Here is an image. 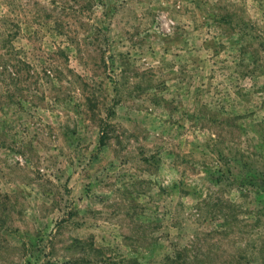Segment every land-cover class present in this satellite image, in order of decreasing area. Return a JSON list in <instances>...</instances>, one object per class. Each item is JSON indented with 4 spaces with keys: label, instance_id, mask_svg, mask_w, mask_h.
Listing matches in <instances>:
<instances>
[{
    "label": "rangeland",
    "instance_id": "374dc122",
    "mask_svg": "<svg viewBox=\"0 0 264 264\" xmlns=\"http://www.w3.org/2000/svg\"><path fill=\"white\" fill-rule=\"evenodd\" d=\"M0 264H264V0H0Z\"/></svg>",
    "mask_w": 264,
    "mask_h": 264
}]
</instances>
